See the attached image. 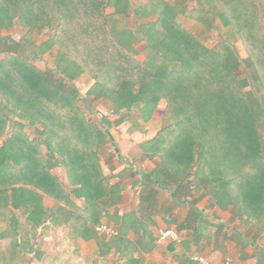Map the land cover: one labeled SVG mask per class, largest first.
I'll return each instance as SVG.
<instances>
[{"label": "trees", "instance_id": "16d2710c", "mask_svg": "<svg viewBox=\"0 0 264 264\" xmlns=\"http://www.w3.org/2000/svg\"><path fill=\"white\" fill-rule=\"evenodd\" d=\"M133 1L0 0V239H9L0 264L21 258L12 257V208L29 206L39 225L45 194L67 207L66 223L85 215L92 229L120 202L122 187L109 184L98 148L123 122L142 130L133 119L149 120L160 101L166 123L140 145L158 159L149 177L170 188L174 204L192 196V214L207 196L264 230V0ZM130 15L148 20L134 30ZM182 16L231 30L246 74L231 42L206 45ZM15 25L20 39L1 35ZM141 40L143 61L134 49ZM53 51L52 68L35 64ZM83 76L92 81L86 97L107 100L113 118L99 114L96 125L86 116L74 83ZM57 166L67 184L51 172Z\"/></svg>", "mask_w": 264, "mask_h": 264}, {"label": "crops", "instance_id": "0c3cea01", "mask_svg": "<svg viewBox=\"0 0 264 264\" xmlns=\"http://www.w3.org/2000/svg\"><path fill=\"white\" fill-rule=\"evenodd\" d=\"M121 124L109 130L112 143L97 151L109 184L122 187L120 202L105 209L99 223L114 226L119 234L97 233L87 225L85 215L66 223L67 207L42 194L46 217L39 225L29 221V206L12 208L18 219L12 224V257H21L15 264H195L190 258L194 253L214 262L230 257L232 264H264V230L244 222L231 207L210 204L207 196L199 199V210L193 214L192 196L182 195L180 203L174 204L170 188L149 177L158 159H149L140 147L156 132L137 138L139 129ZM51 172L67 184L63 168L57 166ZM75 202L83 207L82 199ZM0 226H4L1 221ZM169 228L179 233L180 241L158 242L159 232Z\"/></svg>", "mask_w": 264, "mask_h": 264}, {"label": "rangeland", "instance_id": "374dc122", "mask_svg": "<svg viewBox=\"0 0 264 264\" xmlns=\"http://www.w3.org/2000/svg\"><path fill=\"white\" fill-rule=\"evenodd\" d=\"M140 2H144V0H139ZM172 2H180L182 4H187L188 6H193L194 1L192 0H170ZM133 4L134 1L132 2ZM111 10V8H108V11ZM148 19H134L132 15H130L127 18V24L132 27L134 30H138L139 25L142 23H146ZM182 23L185 27L191 28L194 30L200 38L205 42L206 45L212 46L218 39L220 38H226L229 42H231V45L236 51V55L238 58V61L240 62V65L237 67V71L241 74V76H244L246 73L244 72L242 59L246 56L245 49L243 45L240 42H236V38L234 39L233 35L234 33L231 32L229 29H223V28H211V25L209 23H205L202 21H193L189 20L185 17H181ZM23 34V30L18 26L15 25L10 29L9 31L4 33V35H10L13 39L18 40ZM233 34V35H232ZM143 44L144 41L141 40L138 43L135 44L134 49L136 52V58L139 60H144L145 53L143 50ZM56 53L53 51L52 53H45L44 55H41L39 58H34L35 64L41 68H52L53 67V59L55 58ZM75 86L78 88L81 99L79 101L80 106L84 109L86 116L92 120L96 125L100 122L99 114L108 116L110 118H113L114 116L111 113V105L107 100L104 99H97V100H90L86 97V90L90 87L92 81L87 77H81L77 79L75 82ZM251 88L258 91V88L256 84L252 83ZM257 95L260 97L261 93L257 92ZM165 108V102L160 101L159 104L155 107L154 111L151 114V117L149 120L142 121L141 118L138 117L133 120H138V123H140L143 127L140 131V134H137V138H149L153 135V132H156L161 126H163L166 122L162 119L163 111ZM140 120V121H139ZM136 121L128 120V122L121 124L122 125H129V127H133V124ZM31 129V128H30ZM115 129V128H114ZM133 130V129H130ZM136 138V136H135ZM136 138V140H137ZM147 140V139H146ZM144 140V141H146ZM110 143H112V139L109 140ZM264 151V146H263ZM1 227V226H0ZM1 229V228H0ZM9 239H2L0 240V254L1 256H6L7 253V245H8Z\"/></svg>", "mask_w": 264, "mask_h": 264}, {"label": "built area", "instance_id": "2783aa9c", "mask_svg": "<svg viewBox=\"0 0 264 264\" xmlns=\"http://www.w3.org/2000/svg\"><path fill=\"white\" fill-rule=\"evenodd\" d=\"M94 230L99 234H103L109 237L116 236L119 234L118 229H116L114 226L107 224L105 222H101L97 224L94 227ZM180 239L181 238H180L179 233L176 230L171 229V228L164 229L160 231L159 234L157 235L158 242H163L166 240L171 241V242H179ZM190 258L195 264H232V260L230 257H226L221 262H214L202 254L194 253L193 255H191Z\"/></svg>", "mask_w": 264, "mask_h": 264}]
</instances>
